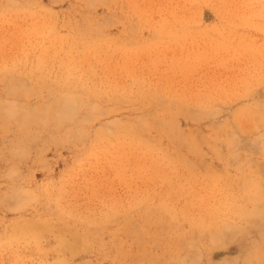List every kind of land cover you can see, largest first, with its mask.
I'll use <instances>...</instances> for the list:
<instances>
[{
	"label": "rangeland",
	"instance_id": "374dc122",
	"mask_svg": "<svg viewBox=\"0 0 264 264\" xmlns=\"http://www.w3.org/2000/svg\"><path fill=\"white\" fill-rule=\"evenodd\" d=\"M0 264H264V0H0Z\"/></svg>",
	"mask_w": 264,
	"mask_h": 264
},
{
	"label": "bare ground",
	"instance_id": "6f19581e",
	"mask_svg": "<svg viewBox=\"0 0 264 264\" xmlns=\"http://www.w3.org/2000/svg\"><path fill=\"white\" fill-rule=\"evenodd\" d=\"M27 90V89H26ZM60 99V98H59ZM59 103V102H58ZM57 103V104H58ZM56 105V104H55ZM60 104H58V106H59ZM53 106V105H52ZM49 107H51V106H49ZM54 107V106H53ZM56 107V106H55ZM60 107V106H59ZM60 108H62V107H60ZM53 108H51V110H52ZM50 110V109H49ZM67 110V109H66ZM53 111H54V109H53ZM53 111H52V113H53ZM49 112V111H48ZM61 112V111H60ZM28 113V112H27ZM50 113H51V111H50ZM52 113H51V115H52ZM62 113V112H61ZM45 114V113H44ZM54 114V113H53ZM46 115V114H45ZM33 116V115H32ZM49 116V115H48ZM64 117V116H63ZM46 118V117H45ZM51 118V117H50ZM49 118V119H50ZM61 118V117H60ZM54 119V118H53ZM33 120V119H32ZM41 120V119H40ZM43 120V119H42ZM146 120V119H145ZM148 120V119H147ZM32 123V122H31ZM46 123V122H45ZM47 123H48V120H47ZM149 124H150V122H149ZM152 124V123H151ZM147 138V137H146ZM149 139V138H148ZM261 255V254H260ZM262 257V256H261ZM10 259V258H9ZM6 260V259H5Z\"/></svg>",
	"mask_w": 264,
	"mask_h": 264
}]
</instances>
